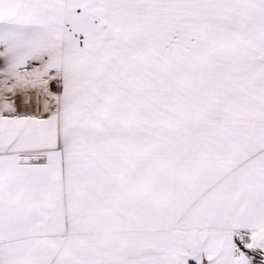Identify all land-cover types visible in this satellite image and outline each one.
Masks as SVG:
<instances>
[{
    "label": "snow or ice",
    "instance_id": "obj_1",
    "mask_svg": "<svg viewBox=\"0 0 264 264\" xmlns=\"http://www.w3.org/2000/svg\"><path fill=\"white\" fill-rule=\"evenodd\" d=\"M0 264H264V0H0Z\"/></svg>",
    "mask_w": 264,
    "mask_h": 264
}]
</instances>
